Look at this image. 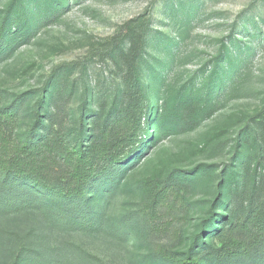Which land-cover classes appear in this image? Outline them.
<instances>
[{
    "label": "rangeland",
    "instance_id": "374dc122",
    "mask_svg": "<svg viewBox=\"0 0 264 264\" xmlns=\"http://www.w3.org/2000/svg\"><path fill=\"white\" fill-rule=\"evenodd\" d=\"M14 1L0 0V19ZM49 2L56 5L54 11L47 12ZM30 3L40 21L31 36L0 61V108L25 92L31 93L33 105L40 93L64 90L67 107L61 123L73 139L81 116L86 122L104 110L121 89L117 54L127 49L130 37L142 35L141 88L149 115L158 118L151 124L165 127L155 134L147 126L150 141L105 200L108 220L128 219L125 235L73 230L53 240L75 243L95 256V264H177L163 261L154 250L163 247L182 258L208 217L219 175L237 153L245 152L242 132L264 106V0ZM214 70L226 83L208 115L192 123L182 112L165 110L164 102L169 99L171 106L178 90L209 84ZM30 124V118L20 117L18 130ZM166 184L178 199L169 193L168 201L175 204L153 225L140 206L150 200L154 188ZM38 222L28 212L0 218V226L13 231ZM0 264H6L3 252Z\"/></svg>",
    "mask_w": 264,
    "mask_h": 264
},
{
    "label": "trees",
    "instance_id": "16d2710c",
    "mask_svg": "<svg viewBox=\"0 0 264 264\" xmlns=\"http://www.w3.org/2000/svg\"><path fill=\"white\" fill-rule=\"evenodd\" d=\"M30 2L15 0L0 19V61L36 29L40 20H36ZM46 6L51 12L56 5L49 2ZM143 43L142 35L130 37L127 49L117 54L121 89L104 110L86 122L81 116L73 139L61 123L67 107L64 90L40 93L33 105L31 93L25 92L0 108V218L28 212L39 221L17 231L0 226V252L5 254L6 264H95L92 253L69 240H53L54 236L73 230L125 235L128 219L108 220L105 200L150 141L147 126L151 125L155 134L165 130L151 124L158 118L149 115L141 88L138 63ZM217 70L209 84L178 90L170 99L171 106L169 99L164 102L165 110L182 112L192 123L208 115L225 88ZM214 77L217 80H212ZM46 106L51 110L47 112ZM20 117L31 120L21 132ZM83 123L89 125L88 130ZM240 138L245 152L237 153L219 175L215 199L199 233L182 258L163 247L154 250L163 261L264 264V106ZM154 190L140 209L156 225L155 219L164 218L175 204L168 201L169 193L178 198L168 184Z\"/></svg>",
    "mask_w": 264,
    "mask_h": 264
}]
</instances>
